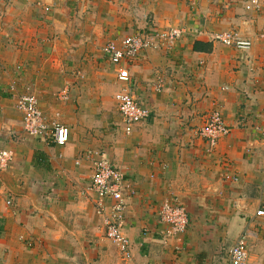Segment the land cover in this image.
Returning <instances> with one entry per match:
<instances>
[{
	"label": "crops",
	"instance_id": "obj_1",
	"mask_svg": "<svg viewBox=\"0 0 264 264\" xmlns=\"http://www.w3.org/2000/svg\"><path fill=\"white\" fill-rule=\"evenodd\" d=\"M250 2L0 0V151L14 154L0 172V264H228L245 232L248 264H264V0L248 11ZM170 29L183 33L171 49L117 67L103 53L115 39ZM231 29L252 42L248 52L207 37ZM127 88L150 112L130 135L114 99ZM22 94L35 96L48 129L69 130L64 147L25 132ZM214 110L231 131L208 152L198 131ZM96 154L133 192L131 261L104 236L89 190ZM165 201L190 221L167 245Z\"/></svg>",
	"mask_w": 264,
	"mask_h": 264
},
{
	"label": "built area",
	"instance_id": "obj_2",
	"mask_svg": "<svg viewBox=\"0 0 264 264\" xmlns=\"http://www.w3.org/2000/svg\"><path fill=\"white\" fill-rule=\"evenodd\" d=\"M259 5V0H251L246 9L248 11L259 9ZM182 35L180 29L160 32L149 30L146 33H136L110 41L104 46L103 53L117 67L134 61L146 51L171 49ZM210 40L243 53L248 52L252 47L249 39L234 32L213 34ZM117 79L122 82L130 80L124 72L118 73ZM114 99L127 135H130L135 125L148 120L149 110L138 103L130 89L121 90ZM16 108L23 114L24 130L29 136L51 141L58 147H64L69 142L70 133L66 127L55 125L51 130L48 129L35 96L19 95ZM230 131V127L224 122L220 113L214 110L210 113L205 125L199 129L198 135L204 141L207 151L213 152L219 140L229 136ZM261 135L264 140V131ZM13 159L14 154L11 150L0 151V172L7 169ZM89 190L96 197L95 206L97 213L103 218L106 240L117 247L123 261H131V244L124 228V213L126 200L130 199L133 192L125 175L108 159L96 154ZM107 200L111 201V205H106ZM7 205H10L9 201ZM157 214L162 224L161 240L164 245L177 240L186 233L190 222L189 216L184 206L178 202H163ZM256 215L263 217L264 210H258ZM251 237L252 234L246 232L239 236L229 250L228 264H248V244Z\"/></svg>",
	"mask_w": 264,
	"mask_h": 264
},
{
	"label": "rangeland",
	"instance_id": "obj_3",
	"mask_svg": "<svg viewBox=\"0 0 264 264\" xmlns=\"http://www.w3.org/2000/svg\"><path fill=\"white\" fill-rule=\"evenodd\" d=\"M70 1H72V0H61V3H64V4H66V3H70ZM188 2H191V0H187ZM10 3H12L13 1H9ZM226 32H234V33H236V34H238V35H241L240 34V31H237V30H234V29H231V30H229V31H223V32H218V33H208V35H207V37L209 36V38H211V36L213 35V34H221V33H226ZM242 36V35H241ZM235 50V49H234ZM239 52V51H238Z\"/></svg>",
	"mask_w": 264,
	"mask_h": 264
}]
</instances>
